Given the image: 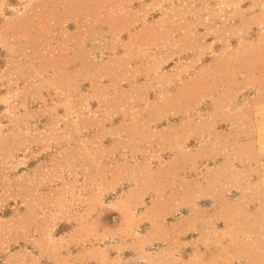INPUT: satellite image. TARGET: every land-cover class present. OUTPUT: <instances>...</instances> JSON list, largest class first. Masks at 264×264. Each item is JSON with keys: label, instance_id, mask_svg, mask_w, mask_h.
Here are the masks:
<instances>
[{"label": "rangeland", "instance_id": "obj_1", "mask_svg": "<svg viewBox=\"0 0 264 264\" xmlns=\"http://www.w3.org/2000/svg\"><path fill=\"white\" fill-rule=\"evenodd\" d=\"M260 104L264 0H0V264H264Z\"/></svg>", "mask_w": 264, "mask_h": 264}, {"label": "crops", "instance_id": "obj_2", "mask_svg": "<svg viewBox=\"0 0 264 264\" xmlns=\"http://www.w3.org/2000/svg\"><path fill=\"white\" fill-rule=\"evenodd\" d=\"M254 109H255V117H256V119H255V123L256 122H258V132L256 133V130H255V132H253V135L255 136V137H257L258 139V142H259V140H263L264 141V116L262 115V111H264V104H260V105H256L255 107H254ZM242 133L243 131H237V133ZM229 133H227L226 134V136L228 135ZM231 134V133H230ZM253 137V136H252ZM254 138V137H253ZM242 140V139H241ZM256 141V140H255ZM256 143H257V141H256ZM255 149H257L256 151L257 152H255L256 153V155H257V153H259V154H262V153H264V144L263 145H261V151H258V148H255ZM255 149H254V151H255ZM261 180V179H260ZM262 181V180H261ZM262 183V182H261ZM263 183H264V180H263Z\"/></svg>", "mask_w": 264, "mask_h": 264}]
</instances>
